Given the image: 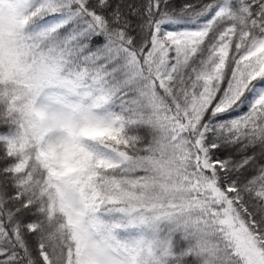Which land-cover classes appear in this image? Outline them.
I'll return each mask as SVG.
<instances>
[{
  "label": "snow or ice",
  "instance_id": "obj_1",
  "mask_svg": "<svg viewBox=\"0 0 264 264\" xmlns=\"http://www.w3.org/2000/svg\"><path fill=\"white\" fill-rule=\"evenodd\" d=\"M0 264H264V0H0Z\"/></svg>",
  "mask_w": 264,
  "mask_h": 264
},
{
  "label": "trees",
  "instance_id": "obj_2",
  "mask_svg": "<svg viewBox=\"0 0 264 264\" xmlns=\"http://www.w3.org/2000/svg\"><path fill=\"white\" fill-rule=\"evenodd\" d=\"M113 2H123L124 4H131V5H137L139 6L140 4H142L144 2V0H113ZM211 2V0H172V6L177 10L179 11L181 8H183L186 4L188 5H192L193 6V10H198L202 4H205V3H209ZM127 11V9H125ZM134 20V23L136 22L135 21V18H133ZM103 42V38H99L98 40L95 41V43L99 44V43H102ZM247 109H241L239 111H234V112H231V113H228L225 115L224 118H234L238 115L241 114V112L243 111H246ZM251 173H249V178H251Z\"/></svg>",
  "mask_w": 264,
  "mask_h": 264
}]
</instances>
